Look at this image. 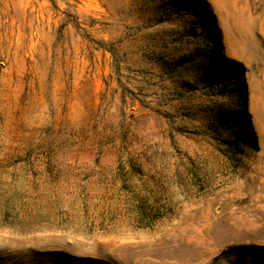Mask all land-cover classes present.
Returning a JSON list of instances; mask_svg holds the SVG:
<instances>
[{"label":"rangeland","instance_id":"374dc122","mask_svg":"<svg viewBox=\"0 0 264 264\" xmlns=\"http://www.w3.org/2000/svg\"><path fill=\"white\" fill-rule=\"evenodd\" d=\"M0 264H264V0H0Z\"/></svg>","mask_w":264,"mask_h":264},{"label":"trees","instance_id":"16d2710c","mask_svg":"<svg viewBox=\"0 0 264 264\" xmlns=\"http://www.w3.org/2000/svg\"><path fill=\"white\" fill-rule=\"evenodd\" d=\"M224 83H225V78H224V76H223V77L221 76L220 84H223V85H224ZM229 118H230V119H229ZM228 119H229L233 124L236 123V118H235V116H233L232 114H230V116H228Z\"/></svg>","mask_w":264,"mask_h":264}]
</instances>
